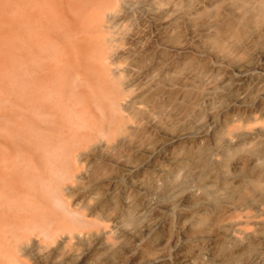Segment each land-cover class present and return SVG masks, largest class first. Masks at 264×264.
<instances>
[{"label":"bare ground","instance_id":"1","mask_svg":"<svg viewBox=\"0 0 264 264\" xmlns=\"http://www.w3.org/2000/svg\"><path fill=\"white\" fill-rule=\"evenodd\" d=\"M71 49L51 150L0 161V264H264V0H71Z\"/></svg>","mask_w":264,"mask_h":264},{"label":"rangeland","instance_id":"2","mask_svg":"<svg viewBox=\"0 0 264 264\" xmlns=\"http://www.w3.org/2000/svg\"><path fill=\"white\" fill-rule=\"evenodd\" d=\"M148 21V16L136 14L125 27L132 32L146 26L148 34H152ZM127 43L131 41L123 39L116 46ZM155 49L156 57L170 56L166 46L157 43ZM77 52L71 49V0H0V161L7 153L10 157L12 154L23 157L27 153L39 165L42 146L51 150L54 142L45 130L40 149L39 142L29 140L32 127L40 123L35 110L56 105L71 112V66L78 68V62L83 64L82 59L87 56L84 51ZM27 68L33 75L43 74L47 78L40 93L26 92ZM44 120L48 122L50 118ZM45 137L48 140L44 141ZM63 188L70 200L71 182L67 181Z\"/></svg>","mask_w":264,"mask_h":264}]
</instances>
